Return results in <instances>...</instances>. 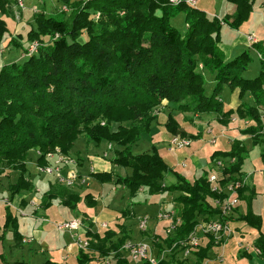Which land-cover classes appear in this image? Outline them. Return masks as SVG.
Returning a JSON list of instances; mask_svg holds the SVG:
<instances>
[{"label": "trees", "instance_id": "trees-1", "mask_svg": "<svg viewBox=\"0 0 264 264\" xmlns=\"http://www.w3.org/2000/svg\"><path fill=\"white\" fill-rule=\"evenodd\" d=\"M59 1L67 7V12L48 15L45 11H35L26 37L19 35L8 42L14 49L21 50L23 61L0 68V169L3 165L6 170L18 172L16 183L10 186L9 201L25 208L29 205V196L19 195L22 192L30 195L28 193L35 190L27 168L29 152L41 151L40 166L49 163L46 156L56 149L72 155L81 134L80 127L84 126L88 142L97 146L106 142L114 147L113 162L130 173L125 176L113 172L92 174L91 177L100 183L122 185L133 197L143 188L151 195H159L176 192L173 186L163 189L162 181L169 173L186 186L188 195L175 199L181 205L175 208L177 211L174 209L180 224L170 233L167 232L169 223L165 221L158 222L154 231L150 228L147 232L138 231L139 239L134 238L133 231L123 224L118 225L119 232L109 227L102 234L94 230L93 222L84 216L82 233L90 244L87 250H78L77 264H105L109 258L111 264H133L122 251L127 240L150 242L156 253L170 249L159 264H204L218 248L213 238L209 237L205 244L193 250L189 258L185 257L186 248L182 242L189 238L198 222L221 217V210L211 201L222 199L225 194L212 191L208 181L210 174L205 173L194 180L182 177L165 163L155 148L147 154L134 155L133 147L158 118L147 119L146 125L139 130L134 129V123L138 121L135 117H131L126 126L118 125L117 130L98 127L97 130L91 123L102 118L114 121L112 118L117 109L129 108L135 113L142 111V104L149 107L148 111L163 103L178 111L187 107L193 114H216L224 125L233 116L250 119L253 125L243 131L245 135H254L257 130L264 129V50L255 44L261 71L258 77L248 80L243 73L249 70L250 52L228 61L220 49L223 27L238 30L248 22L254 0H228L236 10L222 19L185 3L170 5L168 0ZM18 3V0H0V40L9 32L4 16H9L12 6ZM181 12L185 13L187 28L184 35L171 24ZM34 41L39 42V50L26 57V45ZM200 64L202 70H199ZM209 80L214 83L212 91L208 90ZM225 89L239 91L241 104L237 110H225L221 99ZM172 119L169 115L166 126L173 137L193 139V136L181 133L179 124L173 123ZM256 141L257 144L264 142L257 137ZM246 154L243 140H235L228 152L213 154L216 165L218 158L224 160L219 168L221 187L243 179ZM54 185L58 190L52 192ZM70 189L73 188L54 182L45 194L43 209L47 210L57 201L77 212L81 193L70 192ZM246 190L245 186L239 192L240 203ZM245 200L248 210L238 220L260 230L263 221L251 209V200ZM86 201L90 206L96 205L91 194L86 195ZM6 208L8 214L1 238L3 240L12 227L14 247L23 246L24 237L19 233L17 217L10 211L12 207ZM124 215L132 217L130 210L123 211L122 217ZM160 229L165 233L163 236L159 234ZM256 246L264 257V235L261 233ZM0 260L5 261L2 256ZM14 264L31 263L17 261ZM42 264L56 263L47 260Z\"/></svg>", "mask_w": 264, "mask_h": 264}, {"label": "rangeland", "instance_id": "rangeland-1", "mask_svg": "<svg viewBox=\"0 0 264 264\" xmlns=\"http://www.w3.org/2000/svg\"><path fill=\"white\" fill-rule=\"evenodd\" d=\"M185 1L182 0L180 3L174 5L172 0H168V4L173 6H178L183 3L187 4ZM262 1L263 0L255 1V3L257 4V10L259 9L258 5L262 4ZM227 4H228V0H198L195 8L205 11L211 17H213L214 15L222 16L225 13L224 11L226 9ZM62 7H63V3L60 2L59 0H24V8L20 6V3H18L17 5H13L11 14L9 16L7 15L4 16L7 22L9 32L3 36L2 40H0V53L3 54V55L0 54V68H2V66L6 64L23 61L21 60V50L16 48L14 49L13 44H11L10 46L8 42L13 37L16 38V36L19 35L26 37L27 32L31 29V24L33 23L34 20L35 11H45L48 15H59L61 11L65 13L67 12V7H65L66 8L65 10H63L64 7L63 8ZM257 10L255 12H257ZM255 12L253 13V15L255 14ZM255 19L253 21V31L256 32V34L258 35L257 37L259 41H263V47H262V51H263L264 50V16L258 17L257 20ZM96 20L99 21V15L96 16ZM171 24L174 28H176L180 33L184 35L187 30L185 24V13L181 12L179 15L174 17L171 21ZM253 35H250L249 38H251V36ZM82 36L84 37V35ZM238 36L239 35L236 33L231 34V37L227 36V39L226 41H224L223 45L225 46L232 45L234 39H237ZM221 37H225V33H223V30L221 32ZM253 39L254 40L250 39V42L254 47L257 42L256 36L253 37ZM25 41H26L25 39L22 41L23 44L25 43ZM238 46H239L237 50L238 52L248 50L245 44L241 43ZM26 47L28 48L27 52H25L26 57L35 55L39 50V42L34 41L33 43L26 45ZM249 52L252 59L250 63V67L254 66L255 69L257 68L260 70L261 62L259 60L258 52L255 49H253V52L252 50L251 51L249 50ZM228 56L229 59H234L236 57V54L230 52ZM199 70H202L201 64L199 65ZM208 90L212 91L211 88H208ZM144 105L145 104L140 105L142 111H137L135 113L131 111L129 108L117 109L114 112L115 114L112 118L114 121H109L106 118H102L97 122L91 123V126H96L97 130H99L100 128L101 129L107 128V130H117L118 125L126 126L129 124V120L131 119V117H135V119H137L138 121L134 123V129L139 130V127L141 128L142 126L146 125L147 119L159 118L160 114H165L166 112H168L166 111L167 108L170 109L169 106L161 103L160 106L150 108L147 111L149 107H146ZM192 111L193 110H190L187 107H185V110L183 111L179 110V114L174 113V115H172L173 112L172 111L171 117L173 118L172 119L173 123L179 124L178 120L179 121L182 120L181 115L186 117L189 114H191ZM197 114L216 115V114H199V113ZM168 116H169L168 114L164 116L165 117L164 122L158 120L153 122L149 126L148 128L149 131L145 133L141 138V141L138 143L139 146H137L138 148L136 147L134 149V155L147 154L149 152L154 151L155 148L159 156L165 161V163L168 166L175 168V170L182 177H185L190 180L197 179L203 175L204 170L206 171L208 169L207 166L208 161L206 160V156L203 157L204 154L202 155L201 153H198L197 156L200 159L199 164H194L192 160L188 158L186 160L187 166L185 168L184 166H182L184 165L183 161L185 160L184 155H186V151L184 150L175 151L171 149L170 142L174 137L166 126ZM230 122H232L231 126L229 127L231 131L228 132L224 131L226 130L224 127L227 126ZM228 124L224 125L220 123L218 126H213V129L216 130L215 132L216 135H219L221 131L225 132L224 134L225 137H221V138L219 137L218 139L219 146L222 144V142H226V140L228 139L237 140V139H241L242 136H245L244 138L245 145L249 151V154L244 160V171L246 172L245 174L246 178H249L250 174H252L253 172L262 171L261 175L264 179V155L262 153V149L264 148L263 146L264 142H260L259 144H257L256 141V137L260 138V141L264 140V129L257 130V132L253 135V140H252L250 136L240 133V131H244L247 128H249L250 125L247 126L248 125L247 119L244 120L237 117L229 121ZM176 126L177 125H175V127ZM179 128L180 127L178 126V130ZM84 130H85L84 126L80 127L81 134L78 136L79 140L76 142L74 146L72 155H68L72 157L73 161L76 163L74 164V166L71 167V171H75V172L78 171L77 168L79 165V161L81 160L80 154L84 157L90 155V153L86 151L85 143H89L88 142L89 140ZM121 130L124 129L121 128ZM234 130H240V131L238 132ZM258 134H261L260 135L261 137H258ZM208 140H212V139L205 137L203 142L196 143V146H198L197 150H199L201 146H206L209 150L210 146L208 144ZM103 144H105L104 146H106V142ZM104 146H101L100 148L101 151L103 150ZM40 156H42L41 151L38 150L30 151L28 157L29 159L27 163L29 175L32 181L34 182L35 190L32 193H28L30 195H27L25 192L19 194L20 197L23 195L29 196L27 200L29 205L25 208V207H21L17 203H14L15 206L10 208V211L13 213L14 217H17L18 225H19V233L24 237L26 242H28V240H32L31 243L26 244V249L32 251L33 253L25 254L24 258L22 259L21 253H23V250H25L24 242L22 244L23 246H19L17 248L13 247L16 249L15 251H13V253L12 251H10V246L14 241L13 229L12 227H10V229L5 235V238L3 240L2 238H0V253L1 250H3L4 248V251L8 255V256L6 255L7 258L10 256L9 257L10 261H8L9 264L10 262L14 264V261H19L20 259L31 264H42L47 260H50L56 264H67V262L63 260L67 252L66 251L64 252L63 250L65 246L72 243V239L70 238L69 232L60 231L57 229L56 226L62 225L65 222L70 221L72 219V214L70 213V211L64 209L57 201H54L53 204L47 210L42 209L43 205L45 206L46 204L45 194L49 193L52 184L58 181L54 177L49 176L40 170V165L38 163V159L40 158ZM114 157H115V151L113 150V156L111 158L114 159ZM107 166L109 170L113 171L114 175L115 174L121 176L127 175V173H124L125 168L118 166L114 162H108ZM83 170L86 174L89 173L90 165L86 163L84 165ZM0 171H2V173L0 172V228L2 232L6 224L7 214H8L6 205L3 203V199L11 198L10 186L16 183V180L18 178V172L6 170L5 166L3 165ZM213 174L220 177L218 171L214 172ZM213 174L210 173V175ZM91 176L92 175H90V177ZM162 182H163L162 183L163 189L173 186L175 187L174 189L176 192L167 191L159 195H151L147 189L143 188L145 189L144 191L137 193L136 196L133 197L127 189H124L122 187V185L121 186L118 185L116 190H112L109 184H102L93 177H91V180H89V186H87V184H82L83 186L82 190H77L76 189V187H78L77 184H80L77 181V183L75 184L76 186L72 187L73 189H70L69 191L81 193V201L78 205L79 211L81 212L85 211L87 213L86 217L93 220L95 219L98 224L108 223L110 225V228L114 232L118 231L117 224L119 222V219L127 217L126 215H124L125 217H122V212L125 210L133 211L136 215V219L148 217L149 218L148 226L152 231H154L155 228H157V226L159 225L158 224L159 221L157 220L156 217L159 214L160 210L164 209L168 211H173L175 208H180L181 205L179 203L177 204L175 202V199L178 196L185 197L188 195L185 189L186 186L180 183L178 178H175L172 174L169 173L166 174L165 179ZM55 190H58L57 186H55L54 189H52V192H55ZM87 194L93 195L94 197H96V199L101 197L103 198L105 206L102 207L101 209L102 211L97 207V205L90 206L87 203L86 201ZM32 201H34L37 206L30 205V202ZM37 207H40V209ZM175 210L177 211V209ZM239 210L240 207L235 212L238 213ZM34 211H35V215L38 212H40L39 215L43 214V216H45V221L41 220L40 218L39 219L32 218V215L35 216L34 214H31ZM21 212H23L24 215ZM132 231L134 238L139 239L138 237L140 235L138 232L139 231L138 228L134 227ZM105 232L106 231L101 230L100 233L103 234ZM260 233L264 235V221L260 230L252 226H246V229L244 230V236H245L244 239L237 240L234 238L231 241L232 243L228 246V250L225 252L226 255L225 264H255L253 261L240 259L239 253L244 252V248L253 246L252 245L253 241L260 236ZM159 234L163 236L165 233L162 229H160ZM9 253L11 255H9ZM1 256L3 257V255ZM3 258L5 259V262H7L8 259L6 260L5 256ZM69 264H77V261L75 260V258H73L71 259V262H69ZM94 264H103V263L95 262Z\"/></svg>", "mask_w": 264, "mask_h": 264}, {"label": "crops", "instance_id": "crops-1", "mask_svg": "<svg viewBox=\"0 0 264 264\" xmlns=\"http://www.w3.org/2000/svg\"><path fill=\"white\" fill-rule=\"evenodd\" d=\"M255 1H257V0H254L253 12H252L248 22H246L244 25H242L238 30L232 29L229 26H224L223 27V33H225V37H222V42L220 44V47H221V51L225 54L226 59L228 61L234 60L235 58L239 57L240 55H242L246 51H249V50L251 51L252 50V52H253L254 47L252 46V43L250 42V38H249L250 35L254 34L256 36V39H257L256 44H258L261 48L263 47V41H259V39L257 37L258 35L256 34V32L253 31V21H254L255 17H256L255 20H257L258 17H260V16L263 17L264 16V0L262 1V4L258 5V8H259L258 10H257V4L255 3ZM235 10H236L235 6L228 2L227 6H226V9L224 11L225 12L224 15H222V16L214 15L213 17H218L219 19H222L225 16H231L232 14H234ZM256 10H257V12H255ZM254 12H255V14L253 15ZM233 33L238 34L239 35L238 38L234 39L232 45H230V46L223 45L224 41H226V39H227V36L231 37V34H233ZM241 43L245 44V46H246V48L248 50L242 51V52H238L237 51L238 48H239L238 45L241 44ZM230 52H233V54H236V57L234 59H229L228 54ZM260 71H261V68L259 70L257 68L255 69L254 66H251V67H249L248 71H245L243 73V77L245 79H248V80H253V79H255L256 77L259 76ZM213 87H214V83L211 80H209L208 88L212 89ZM221 99L224 102V107H225L226 111H228L230 109L237 110V108L241 104V101L239 99V91L238 90L235 91V92H231L229 89H225ZM169 107H170V109L169 108L166 109V111H168V112H166L165 114H160V116L158 118L159 121L164 122V119H165L164 116H166L167 114L171 115L172 111H173L172 115H174V113L179 114V111H177V109L173 108L172 106H169ZM174 110H176V111H174ZM186 117L181 115L182 120H180V121L178 120L179 126H180V128H179L180 130L179 131L181 133H187L188 136H193V139L190 138V140L192 141L191 142V146L192 145L193 146L192 147L190 146L189 148L184 150V151H186V155H184L185 156V158H184L185 160L183 161V164L185 166H187V164H186L187 161L186 160L188 158H190L194 164H199V162H200L199 160L200 159L197 156V154L201 153L202 155L204 154L203 157L206 156V160L208 161L207 162V166H208V169H209V170L207 169L206 171L204 170L203 174H205V173L213 174L214 172L218 171V174L220 175L219 168H221V167H218V165L215 164V161L212 159V156H213V154L216 151H221V152L230 151V149L232 147V144H233V142L235 140L228 139V140H226V142H222V144L219 146L218 139H219V137L220 138L221 137H225V135H224L225 132L224 131H226V132L231 131V129H229V127L231 126L232 122H230L228 124L229 126L227 125V126L224 127L226 130L221 131L219 135H216L215 134L216 130L213 129V126H218L220 124L216 115H198V114H192L191 113V114H189ZM235 118H237V116H233L231 120H233ZM247 123H248L247 126L253 125V121L250 120V119H247ZM227 129H229V130H227ZM234 131H238L239 132L240 130H234ZM240 133L243 134V131H240ZM248 136H250L251 139L253 140V135L252 134H248ZM205 137H208V138L212 139V140H208V144H209L211 150L210 149L208 150V148L206 146H201L200 149L197 150L198 146H196V143L203 142ZM244 138H245V136H242L241 139H237V140H243L244 141ZM212 141H215V145L212 144ZM244 143H245V141H244ZM85 144H86V151L88 153H90V155L87 156V157H84V156H82L79 153L80 156H81V160L79 161V165H78V168H77L78 171L77 172H78V174L80 176H83V178L86 179V184H87V186H89V180H91L90 175H92V173L89 172V173L86 174L84 172V170H83L84 169V165L86 163H88L90 165V171H91V168H93L95 170V173H97V172H113L112 170H109L107 164H108V162H113V158H111V157L113 156L114 147H112L109 150V147L111 146L109 144H106V146H104L105 144H102L100 146H97V145H94V144H90V143H85ZM101 146H104L102 151L100 150ZM137 146H139V144H137L136 146L133 147V153H134V149ZM246 149H247V147H246ZM180 151H182V150H180ZM262 153L264 155V148L262 149ZM248 154H249V151L247 149V154H246L245 158L247 157ZM217 161L224 163V160L220 159V158H218ZM124 173H127V175H130L129 170H125ZM243 173H244L243 174L244 175L243 179L246 180V188H247V190L244 193V200H242L240 205H239L240 210L238 211V213L235 212L234 216L232 215L233 217L231 218V227L234 230V236H233L232 239L235 238L237 240H243L244 237H245L244 236V230L246 229V225L243 224L242 222H239V220H238V218L241 215H243L248 210V202H247V200H245V198H248V199L251 200L250 201V206H251V209L253 210L254 214L259 216V217H261L262 221H264V215H263V212H264V193H263V191H264V179H263V177L261 175L262 171L253 172L252 174H250L249 178H246V175H245L246 172L244 171V166H243ZM78 182L80 184H77L78 187H76V189L77 190H82V188H83L82 183L80 181H78ZM105 184H109L110 188L112 190H116V188L118 187V186L113 185L112 183H105ZM144 190L145 189H142L140 192H142ZM93 198L96 201L97 207L101 210L102 207L105 206L103 198L101 197V198L96 199V197H94V196H93ZM14 206L15 205H13L12 207H14ZM37 208L40 209V207H37ZM63 208L68 210V211H70V213L72 214V219H74V218H79V219L83 218V219H85L84 216H86L85 214H87L85 211L81 212V211L78 210L77 212H73V211H71V210H69V209H67L65 207H63ZM35 210H36V208H35ZM43 210H45V209H43ZM39 213L40 212L36 213V215H35V211L32 212L31 214L35 215V216L32 215V218H36V219L40 218L41 220H45V216H43V214L39 215ZM131 215H132V217L119 219V222H118L117 226L123 224V225H125L128 228V230H133L134 227H137L136 225H138V219L139 218L136 219V215H135V213L133 211H131ZM89 220L93 222L94 230L97 231L96 227H97L98 223L96 222V220L95 219L94 220L93 219H89ZM109 227H110V225H109ZM119 231H120V229L118 227V231H116V232H119ZM99 232H101V231H99ZM1 236H2V232H1V228H0V238H1ZM70 238H71V234H70ZM258 238L259 237H257L253 241V244H252L253 245L252 246L253 250L251 249L247 253L246 252L239 253V258L240 259L253 261L255 264H261V263L263 264L264 263V257L259 256L254 251V248H257L256 241L258 240ZM232 239H230L229 242L227 243L225 252L228 250V246L232 243L231 242ZM234 241H236V240H234ZM31 242H32V240H28V242H26V240L24 239L25 250H23V253H21L22 259L24 258L25 254L33 253L32 251H29V250L26 249V244H29ZM203 243L205 244L206 241H204ZM14 244H15V242L13 241L12 245L10 246V251H12V253H13V251L16 250L15 248H13ZM72 244H73V241L69 245L65 246V248L63 250L64 252L65 251L67 252L65 254V256L63 255L64 256L63 260H65V262H67V264H69V262H71V259H73V258H75V260H77V254H78L77 252H78V250L76 249V247H73V250L70 253V255L68 254V251H67L68 247L70 245H72ZM218 254H221L220 250L218 248L215 249L213 252H211V258L209 259L211 261L210 264H225L226 263V255H225V260H224L223 263H218L216 261V256ZM1 255H3V257L5 256L6 260L8 259L7 262H5V261L3 262L2 260H0L1 264H9L8 261H10V259H9L10 256L7 258L8 255L4 251V248H3V250H1L0 256ZM9 255H11V254L9 253ZM15 259H17V258H15ZM15 259H12V260H15ZM22 259H20L19 261H24ZM15 262H17V261H14V263ZM94 263L95 262H93L92 264H94ZM10 264H12V263L10 262Z\"/></svg>", "mask_w": 264, "mask_h": 264}, {"label": "built area", "instance_id": "built-area-1", "mask_svg": "<svg viewBox=\"0 0 264 264\" xmlns=\"http://www.w3.org/2000/svg\"><path fill=\"white\" fill-rule=\"evenodd\" d=\"M18 1L20 3V6L24 8L23 0ZM172 1L173 4L176 5L182 0ZM185 2L191 7H196L198 0H186ZM65 9L66 8H64V10ZM253 37L255 36H251L250 39L254 40ZM212 144L215 145V141H212ZM170 145L172 150H185L191 146V140L176 136L171 140ZM111 148L112 147L110 146V149ZM46 159L49 163L45 166H40V170L43 173L54 177L60 184L68 188L74 187L77 181H80L82 184H86V179L83 178V176H80L75 171H71V167L76 164L73 161L72 157L63 154L59 149H56L55 152L49 153L46 156ZM217 165L218 167H221L222 162H218ZM183 166L186 167L185 165ZM90 172L93 174L95 173V170L91 168ZM208 181L211 184V189L213 192L219 195L225 194L224 198H217L212 201L214 207L219 208L221 210V217L215 220H202L198 222L194 227L193 232L190 234L189 238L185 242H182V246H185L186 248L185 257L189 258L191 257V252L193 250L198 249L204 241H207L209 237H212L221 253L216 256V261L218 263H223L225 260L224 255L226 245L229 240L232 239L234 236V230L231 227V218L233 213H235V208H237L240 204L239 192L246 186V180H237L236 182L229 183L224 187H221L219 185V177L213 174L208 177ZM3 203L6 206H13L9 199H3ZM30 205L36 206V203L32 201L30 202ZM21 213L24 215L23 212ZM156 218L159 222L167 221L169 223L167 229L168 233L173 232L176 226L180 224V219L177 218L176 212L174 210L168 211L161 209ZM148 221V217L139 218L137 226L138 230L141 232L149 231ZM56 227L60 231H67L71 234L73 244L70 245L67 249L69 255L72 252L73 247H76V249L79 251L87 250L89 248L90 241L87 237L83 236L82 231L85 227L81 219L74 218ZM96 228L98 232L101 230H108L109 224H97ZM251 249L253 250L252 246L246 247L244 248V252L247 253ZM122 251H124L126 256L133 264H159L166 258L167 254L170 252V249H164L161 252L156 253L154 246L150 242L127 240L123 245ZM254 251L259 256L262 255L260 249L254 248ZM210 262V260H207L204 264H210ZM111 263L112 262L110 258L105 260V264Z\"/></svg>", "mask_w": 264, "mask_h": 264}]
</instances>
